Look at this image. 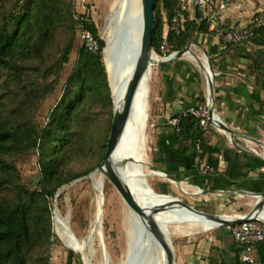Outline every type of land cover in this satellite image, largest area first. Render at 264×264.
<instances>
[{
  "label": "trees",
  "instance_id": "1",
  "mask_svg": "<svg viewBox=\"0 0 264 264\" xmlns=\"http://www.w3.org/2000/svg\"><path fill=\"white\" fill-rule=\"evenodd\" d=\"M179 5V0H156L152 47L158 53L165 35L170 44L169 51L180 50L191 44L193 35L208 25L200 17L201 13L195 11V18L186 20L181 34L171 31L164 34L166 18L169 21ZM162 8L166 10V16ZM73 9V0H14L10 10L1 18L0 73H6L3 81L16 80L21 84V90L15 91V99L0 104V264H49L52 205L56 193L64 184L96 169L106 152L113 102L102 52L105 40L98 34L94 23L90 27L99 40V50L78 49L75 64L47 122L37 127L32 120V110L52 92L54 82L48 80V76L53 75L55 79L61 75L73 49L78 27L73 19ZM188 12H185L186 18ZM59 31L65 34L64 45L59 56L47 65L45 52L52 47ZM261 32L264 34V29ZM28 69L35 77H29ZM101 116L105 125L101 121L95 127L94 121ZM179 129L189 158L188 169L196 173V143L198 139L202 141L198 119L191 114L183 115ZM80 149H88L89 154L94 151L98 161L82 170H73L67 164ZM31 150L40 170L35 186L24 180L19 165L21 152ZM83 181L62 190L58 199ZM86 188L91 190L89 182ZM96 207L97 201L96 205H87L89 217L95 213ZM71 212L76 214L74 210ZM105 212L106 207L103 215ZM75 256L76 252L70 249L67 264H72Z\"/></svg>",
  "mask_w": 264,
  "mask_h": 264
},
{
  "label": "bare ground",
  "instance_id": "2",
  "mask_svg": "<svg viewBox=\"0 0 264 264\" xmlns=\"http://www.w3.org/2000/svg\"><path fill=\"white\" fill-rule=\"evenodd\" d=\"M141 12L140 0H113L105 28L103 29V38H105L106 42L104 58L106 66L111 69L110 88L115 102L121 95L127 79V71L125 69L119 75L117 69L113 68L112 42L115 36L119 34L126 38L135 37V31L130 27V24L135 18L138 21L140 20ZM191 49L196 55L189 50H185L179 59L192 64L199 72L203 73L197 57L201 61L210 64L209 56L198 44H191ZM159 56L160 54L151 47L149 50L151 59L148 60L142 70L123 125L121 137L112 154L111 162L115 170L124 181L141 191L148 207L168 235L170 232L169 225L180 236L185 237L204 232L223 224L227 220L237 219L242 216L264 218V190L251 192L253 188L251 181L247 180L246 183H243L233 176V180L242 184H236V186L201 187V184L195 181L197 177L195 173L190 177L176 176L166 170L163 165L154 161L149 124L153 110H155L160 81L153 59ZM212 72L215 75H219L221 70L213 68ZM213 115L218 122L223 124L224 121L220 109L216 104L213 105ZM220 129L224 133V137H220L221 140H226L232 147H243L250 158L264 161V147L247 138L238 137L237 134L233 135L225 127H220ZM98 175L99 173L95 175L97 187L98 185H103L104 182L99 181L98 183ZM114 190L118 198H122L127 206L124 221L126 225L123 232L124 235L122 234V239L125 243V255L123 258L115 259L109 256L107 258L102 249V255L105 258L104 264H163L161 244L155 238L149 226L143 222L135 208L133 199L127 193L115 188ZM181 193L192 200L201 202L208 201L213 196L226 199L233 198L238 201L229 209L214 213L189 203L185 198L179 196ZM102 196L105 197L104 192ZM97 210L95 220L98 223L103 217L100 211ZM123 217L124 215L121 216V218ZM55 220L64 228L68 246L70 248L80 246L83 251L88 250V254L84 255L85 262L86 264H93L91 260V254L94 250L93 245L87 247V241H82L76 233V236L73 234L58 204L55 205ZM96 221L94 225H96ZM98 255L99 253H94L95 260L98 259Z\"/></svg>",
  "mask_w": 264,
  "mask_h": 264
},
{
  "label": "crops",
  "instance_id": "3",
  "mask_svg": "<svg viewBox=\"0 0 264 264\" xmlns=\"http://www.w3.org/2000/svg\"><path fill=\"white\" fill-rule=\"evenodd\" d=\"M227 1L229 8L226 15L234 26L249 24L264 8V0ZM195 14L194 10L188 12L186 20H193ZM261 31L249 43L221 45L207 25L193 35L191 44L201 46L209 56V63L221 70L215 77L214 104L220 109L223 123L234 128L238 137L249 139L248 136H251L264 142V34ZM159 78L155 102V153L164 162L161 165L166 170L176 176L190 177L194 173L188 169L189 158L185 142L181 140L180 125L175 128L168 120L191 105L205 102L207 91L204 77L192 64L179 59L163 64ZM220 137H224V133L215 123L202 133L204 153L197 169L210 164L222 173L232 171L240 182L251 181L253 188L264 187V161L250 158L241 147H232ZM248 175L257 179L248 178ZM196 178L203 182L201 185L211 180V184L221 181L216 186L227 182L212 176ZM240 182L237 184H242ZM205 210L214 213L222 211H218V207H205ZM242 252L243 249L226 225L221 224L185 236L176 249L175 257L178 264H239ZM253 254L264 260V246L256 244Z\"/></svg>",
  "mask_w": 264,
  "mask_h": 264
},
{
  "label": "rangeland",
  "instance_id": "4",
  "mask_svg": "<svg viewBox=\"0 0 264 264\" xmlns=\"http://www.w3.org/2000/svg\"><path fill=\"white\" fill-rule=\"evenodd\" d=\"M98 4V10L96 14V19L98 23L97 31L98 34L103 38L106 21L109 16V11L112 6L113 0H95ZM131 2V1H130ZM14 3V0H0V24H1V18L4 12L9 11L12 7V4ZM162 12L166 16V10L162 8ZM166 23L164 26V34H167L166 27L168 23V19L166 18ZM64 32L59 31L56 32V36L54 37L52 47H48V49L45 52L44 55V62L48 65L49 63L53 62L56 57L59 56V53L61 52L62 46L64 45ZM77 39H78V31L76 32V39L74 41L73 49L71 53L69 54L68 62L65 64V67L63 69V72L61 75L54 79L53 75L48 76V80H52L53 83V89L52 92H50L47 96H45L43 99H41L35 108L32 110V120L33 123L38 127L41 125H44L48 120V114L52 110L54 104L58 100L63 85L65 83V80L67 79L72 67L75 64L77 54H78V47H77ZM192 43V42H191ZM190 44V43H189ZM188 44V45H189ZM170 48V47H169ZM160 54V52H159ZM38 60H34V62H37ZM161 65H156V68L158 70V73L160 75V67ZM29 70V77H35L32 73L31 69ZM6 73H0V104L3 102H6L8 100L15 99L16 92L21 90V84H18L16 80L14 81H3ZM27 79V78H26ZM25 79V80H26ZM24 80V81H25ZM9 81V82H8ZM16 91V92H15ZM113 102V98H112ZM157 105V103H155ZM23 108V107H22ZM25 110V108H23ZM157 107L155 110H153L152 118L149 124V130L151 139H152V151L154 154V161L157 164L164 163L161 158L158 156L157 153H155L156 149V129H155V119ZM103 121V124L105 125L106 121H104V117L101 116L100 119H96L94 121L95 127L96 124ZM88 149H80L77 151V155L73 156L69 159L67 166L73 170H82L85 167L92 166L98 161L97 154L94 153H87ZM91 152V151H90ZM33 151L28 152H21V155L19 156V165L22 170L23 178L24 180L29 183L31 186H35L38 183L39 177H40V170L39 165L37 162V159L32 156ZM199 171V170H198ZM252 176V175H250ZM248 175V178H252L256 180L255 176L250 177ZM205 177V176H204ZM96 179V176L91 177L89 175L82 176L77 179V181L73 183H66L64 184V187H61L59 190V193L72 186L78 181H83L79 186L76 188L66 192L62 199H58V205L62 209V214L67 223L70 225V227L74 230V232L77 234L78 237H80V240L87 241V247H91L93 245L94 250L91 254V260L93 261V264H104L105 258L102 255V249L104 251V255L108 258H123L125 255V243L122 239V234L124 232V228L126 223L125 221V215L127 211V206L125 201L122 198H118L116 195V192L114 190L112 182L108 179V177L105 176L104 182H103V190L105 194V202L104 207H106V212L103 215L101 228H98L97 224L94 225L95 220V213L89 217L88 212L86 210L87 205L90 206L96 205V197L98 195V189L96 187V184L94 180ZM196 182L198 184H203L201 180H197ZM212 181V180H211ZM205 182V185H201V187H216V184L218 182H221L220 180L214 181V184H211L212 182ZM221 185H228V186H236L237 182H233L232 180H226ZM236 181V180H235ZM91 184V190H88L86 188L87 183ZM86 184L83 188V185ZM239 185V184H237ZM179 196L185 198L186 201L193 205H197L198 207H201L205 209L207 207L208 209H214L218 207V211L221 209L227 210L230 207L233 206L235 202H237V199L233 198H224L223 200H213L210 199L208 201H195L190 199L188 196L184 194H180ZM55 199V198H54ZM73 202H79V204L73 205ZM53 234H52V245L50 249V262L49 264H67L68 259V251L72 248H70L66 241V236L64 234V228L60 226L55 220V202L53 201ZM223 207V208H221ZM84 208V209H82ZM243 208V207H242ZM97 209V207H96ZM71 210L76 211L71 212ZM216 210V209H215ZM81 215H80V214ZM121 218V216H123ZM105 219V220H104ZM123 225V228H122ZM121 226V229H120ZM170 232L169 237L171 239L174 254L176 253V249H178L181 241H184L185 237L180 236L174 229L169 225ZM100 230V232H99ZM124 235V234H123ZM105 249V250H104ZM73 250V249H72ZM94 253H99L98 259L95 260ZM83 254H88V250L83 251ZM72 264H79L77 256L73 258ZM86 264V262H85Z\"/></svg>",
  "mask_w": 264,
  "mask_h": 264
},
{
  "label": "water",
  "instance_id": "5",
  "mask_svg": "<svg viewBox=\"0 0 264 264\" xmlns=\"http://www.w3.org/2000/svg\"><path fill=\"white\" fill-rule=\"evenodd\" d=\"M155 4H156V0H140V5L142 9L141 18L139 21L135 18L134 21L130 24V27L135 31V37L126 38L119 34L115 36V38L113 39L112 42L113 59H114L113 68L117 69L119 75L122 72H124V70L126 69L127 79L122 88L121 95L117 100V102H115L112 94L113 120L111 124L109 138L107 140V148L104 157L100 162L99 166L87 175L94 177L96 173H99L98 183L99 181L102 182L106 176L112 182L115 189L130 195V197L133 199L135 208L140 214L143 222L147 226H149L155 238L161 244L163 264H178L174 254L171 239L167 231L160 225L159 221L157 220L151 209L148 207L143 194L141 193V191H139V189L135 188L130 183L124 181L119 176V174L117 173L111 162L113 151L121 137L123 125L127 117V114L129 112L133 100L134 92L136 90L142 70L144 66L147 64L148 60L151 59L149 57V50L152 47V32L156 19ZM103 39L105 40V38ZM104 48L102 52L103 55L105 56ZM185 50H189L193 54H195L191 49V44H189L183 49L172 51L169 57L164 58L162 56H159L158 58L153 59V62L156 65H163L175 60H179L180 55H182V53ZM197 59L203 69V73L201 71L200 73L204 77V81L206 84L205 89L207 91V96H206L207 108L210 111L213 122L220 127H225L229 132L235 135L236 132L234 128L228 126L225 123L222 124L218 122V120H216L213 115L214 90L216 87V82H215L216 75L212 72L214 67L211 64H208L207 62L201 61L198 57ZM106 69L108 72V78L110 83L111 69L108 66H106ZM248 138L249 140H252L253 142L259 144V146L264 147V142H261L260 140L253 138L251 136H248ZM75 181H77V179L69 183H73ZM94 182L96 181L94 180ZM64 186L65 185H63L62 187ZM98 187H97L98 189L97 211H100L103 217V206L105 202V197L102 196V194L104 190L102 185L101 186L98 185ZM262 190H264L263 186L258 188H252L251 192H258ZM58 195H59V190L55 195V199H54L55 205L58 204L57 203ZM212 199L214 201L223 200L224 197L222 198V197L213 196ZM101 223H102V219L98 223L96 221L98 228H101ZM70 229L73 231V234L75 235L74 230L71 227ZM72 249L77 254L79 264H85V257L81 247L77 246Z\"/></svg>",
  "mask_w": 264,
  "mask_h": 264
},
{
  "label": "built area",
  "instance_id": "6",
  "mask_svg": "<svg viewBox=\"0 0 264 264\" xmlns=\"http://www.w3.org/2000/svg\"><path fill=\"white\" fill-rule=\"evenodd\" d=\"M73 19L77 23L78 39L77 47H83L86 51L96 52L100 44L95 32L90 24L94 23L98 27L96 14L98 4L95 0H73ZM180 5L174 15L167 23V32L171 31L176 35L181 34L185 29L187 11H199L202 14L211 32L218 38L220 44H246L249 43L258 32L264 29V8L257 13L253 20L243 26H234L227 18L226 12L229 8L227 0H179ZM170 44L166 35L160 45V56L167 58L172 53L169 51ZM191 114L198 119V127L201 133L209 130L214 123L210 111L207 108V99L203 103L189 106L183 113L171 116L168 123L173 127H178L183 115ZM243 151L246 149L241 147ZM196 155L194 164L199 166L204 153L201 139L196 143ZM196 176H212L225 180H232V171L220 172L210 164H204L197 171ZM231 232L236 242L241 246L243 252L239 258V264H264V260L256 258L253 248L256 244L264 246V218L257 216H242L237 219L227 220L223 223Z\"/></svg>",
  "mask_w": 264,
  "mask_h": 264
}]
</instances>
